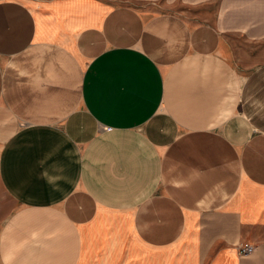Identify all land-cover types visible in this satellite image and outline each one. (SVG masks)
<instances>
[{"label":"crops","instance_id":"crops-1","mask_svg":"<svg viewBox=\"0 0 264 264\" xmlns=\"http://www.w3.org/2000/svg\"><path fill=\"white\" fill-rule=\"evenodd\" d=\"M263 48L264 0H0V264H264Z\"/></svg>","mask_w":264,"mask_h":264},{"label":"built area","instance_id":"built-area-1","mask_svg":"<svg viewBox=\"0 0 264 264\" xmlns=\"http://www.w3.org/2000/svg\"><path fill=\"white\" fill-rule=\"evenodd\" d=\"M255 250L254 246L249 244H242L239 246L238 251L241 257L251 254Z\"/></svg>","mask_w":264,"mask_h":264},{"label":"rangeland","instance_id":"rangeland-1","mask_svg":"<svg viewBox=\"0 0 264 264\" xmlns=\"http://www.w3.org/2000/svg\"><path fill=\"white\" fill-rule=\"evenodd\" d=\"M257 58L264 59V48H263L262 52L260 53V57L258 56Z\"/></svg>","mask_w":264,"mask_h":264}]
</instances>
